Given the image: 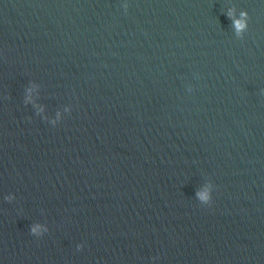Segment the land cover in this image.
I'll use <instances>...</instances> for the list:
<instances>
[{"label":"clouds","instance_id":"1","mask_svg":"<svg viewBox=\"0 0 264 264\" xmlns=\"http://www.w3.org/2000/svg\"><path fill=\"white\" fill-rule=\"evenodd\" d=\"M237 27L239 28V27H242V25H240V24H237Z\"/></svg>","mask_w":264,"mask_h":264}]
</instances>
